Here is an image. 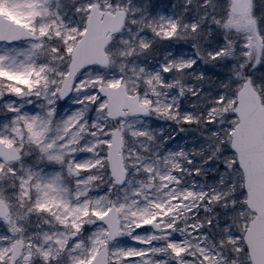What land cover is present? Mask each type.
I'll use <instances>...</instances> for the list:
<instances>
[{"label": "snow or ice", "instance_id": "6c2138e0", "mask_svg": "<svg viewBox=\"0 0 264 264\" xmlns=\"http://www.w3.org/2000/svg\"><path fill=\"white\" fill-rule=\"evenodd\" d=\"M0 8V264H264V0Z\"/></svg>", "mask_w": 264, "mask_h": 264}, {"label": "rangeland", "instance_id": "374dc122", "mask_svg": "<svg viewBox=\"0 0 264 264\" xmlns=\"http://www.w3.org/2000/svg\"><path fill=\"white\" fill-rule=\"evenodd\" d=\"M133 2L139 8L146 7L147 13L150 14L151 17H158L159 15H164V16H172L173 18H175V13L171 10L172 4L174 3L178 4L181 2V0H133ZM0 13H2L4 16L8 17L9 19L15 22H19L20 19L19 17L15 16L14 14H10L3 8H0ZM135 31L136 29L133 28V32ZM143 35L145 36L146 39L152 41L153 51L148 56H137L136 63L145 66L150 72H156L159 70L160 64L164 61L165 53L170 50H175L179 48L184 50L183 54L186 57L191 55V52L187 51L186 45H180V44L162 41L160 39L153 37L150 32H146ZM125 38L131 39V37H129L127 33H125ZM217 70L219 71L220 69L217 68ZM191 82L194 83V81ZM171 99L172 97L171 95H169L168 96L169 103L171 102ZM140 119L144 121V124L139 125V127H144L145 125H148L150 130H152L153 127L159 128L161 130L160 134L163 133V135H161L163 139L166 138V136L164 135L174 136L177 134V129L173 124H169V122L161 121L159 123L154 124L147 117H143ZM182 139L184 140L185 138H179L178 142L173 141L172 148L176 146H180V144L183 145L184 148L187 147L188 149H190L193 146L191 144H185L184 141H182ZM187 139L189 140L191 139V134H189ZM164 149L165 147L161 150L162 153L165 152ZM161 167H163V164H161ZM200 182L203 183L204 181L201 180Z\"/></svg>", "mask_w": 264, "mask_h": 264}, {"label": "clouds", "instance_id": "9594fccd", "mask_svg": "<svg viewBox=\"0 0 264 264\" xmlns=\"http://www.w3.org/2000/svg\"><path fill=\"white\" fill-rule=\"evenodd\" d=\"M209 2H211V0H209ZM138 56H139V53H138ZM112 71H115V70H112ZM111 74H112V72H109V75H111ZM149 95L151 96L150 93H149ZM147 118H149L150 121H152L154 124L159 123L161 121L169 122L166 117H164L162 115H156L155 113L151 114ZM169 124H172V123L169 122ZM150 131H151L152 136L154 138V146L160 145L162 143V141H163V138H162V136L160 134L161 130L159 128L153 127L152 130H150ZM133 143L137 144V141L134 140Z\"/></svg>", "mask_w": 264, "mask_h": 264}, {"label": "water", "instance_id": "95a60500", "mask_svg": "<svg viewBox=\"0 0 264 264\" xmlns=\"http://www.w3.org/2000/svg\"><path fill=\"white\" fill-rule=\"evenodd\" d=\"M0 16H3V15H1V14H0ZM104 27H105V25H104V24H101V25H100V29H101V35H103V30H104Z\"/></svg>", "mask_w": 264, "mask_h": 264}, {"label": "trees", "instance_id": "16d2710c", "mask_svg": "<svg viewBox=\"0 0 264 264\" xmlns=\"http://www.w3.org/2000/svg\"><path fill=\"white\" fill-rule=\"evenodd\" d=\"M164 136H166V138L171 137L170 135H164ZM168 150H169L168 147H165L164 151L166 152Z\"/></svg>", "mask_w": 264, "mask_h": 264}]
</instances>
